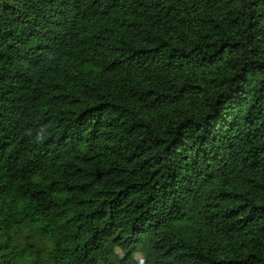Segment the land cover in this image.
Returning a JSON list of instances; mask_svg holds the SVG:
<instances>
[{
    "label": "trees",
    "instance_id": "16d2710c",
    "mask_svg": "<svg viewBox=\"0 0 264 264\" xmlns=\"http://www.w3.org/2000/svg\"><path fill=\"white\" fill-rule=\"evenodd\" d=\"M141 261L264 264V0H0V264Z\"/></svg>",
    "mask_w": 264,
    "mask_h": 264
},
{
    "label": "rangeland",
    "instance_id": "374dc122",
    "mask_svg": "<svg viewBox=\"0 0 264 264\" xmlns=\"http://www.w3.org/2000/svg\"><path fill=\"white\" fill-rule=\"evenodd\" d=\"M117 254L122 258L125 259V257L123 255H121V253L119 251H117ZM140 259V258H139Z\"/></svg>",
    "mask_w": 264,
    "mask_h": 264
},
{
    "label": "clouds",
    "instance_id": "9594fccd",
    "mask_svg": "<svg viewBox=\"0 0 264 264\" xmlns=\"http://www.w3.org/2000/svg\"><path fill=\"white\" fill-rule=\"evenodd\" d=\"M140 264H143V261H141Z\"/></svg>",
    "mask_w": 264,
    "mask_h": 264
}]
</instances>
